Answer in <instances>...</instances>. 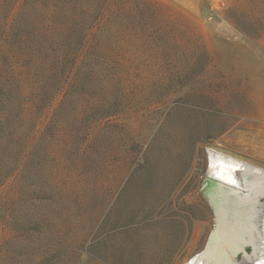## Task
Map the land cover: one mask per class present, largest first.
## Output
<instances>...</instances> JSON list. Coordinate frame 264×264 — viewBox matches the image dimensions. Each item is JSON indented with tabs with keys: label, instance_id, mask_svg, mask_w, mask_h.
Segmentation results:
<instances>
[{
	"label": "rangeland",
	"instance_id": "1",
	"mask_svg": "<svg viewBox=\"0 0 264 264\" xmlns=\"http://www.w3.org/2000/svg\"><path fill=\"white\" fill-rule=\"evenodd\" d=\"M72 1L103 4L88 44L118 43L127 89L0 90V264H189L210 149L264 168V0Z\"/></svg>",
	"mask_w": 264,
	"mask_h": 264
},
{
	"label": "trees",
	"instance_id": "2",
	"mask_svg": "<svg viewBox=\"0 0 264 264\" xmlns=\"http://www.w3.org/2000/svg\"><path fill=\"white\" fill-rule=\"evenodd\" d=\"M38 1L0 0V90L30 84L31 97L41 99L52 94L55 88H58L55 93L58 96L66 86H86L89 81L95 86L96 80H100L105 87L99 88V95H115L117 90L124 92L129 70L116 61L118 56L115 55L121 47L115 41L106 51L88 44L89 36L94 37L91 32L101 20L103 4L92 19L90 11L84 10L82 17L75 15L70 6L74 3L72 0H67L70 5L61 1ZM96 2L95 5L98 0ZM20 93L23 95L22 91ZM102 110L105 116L116 115V111H108L107 106L100 112ZM82 111L87 115L91 108Z\"/></svg>",
	"mask_w": 264,
	"mask_h": 264
},
{
	"label": "bare ground",
	"instance_id": "3",
	"mask_svg": "<svg viewBox=\"0 0 264 264\" xmlns=\"http://www.w3.org/2000/svg\"><path fill=\"white\" fill-rule=\"evenodd\" d=\"M209 158L212 169L205 191L218 225L204 251L189 264H264V202L258 196H264V168L215 149ZM248 245L251 252L245 249ZM239 252L241 259L236 257Z\"/></svg>",
	"mask_w": 264,
	"mask_h": 264
},
{
	"label": "water",
	"instance_id": "4",
	"mask_svg": "<svg viewBox=\"0 0 264 264\" xmlns=\"http://www.w3.org/2000/svg\"><path fill=\"white\" fill-rule=\"evenodd\" d=\"M208 183L207 182H204L203 185H202V189H205L207 187Z\"/></svg>",
	"mask_w": 264,
	"mask_h": 264
}]
</instances>
